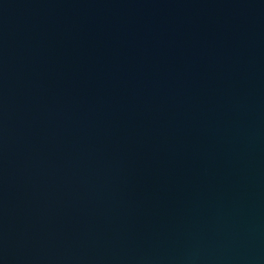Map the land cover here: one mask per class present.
I'll return each mask as SVG.
<instances>
[{
  "label": "water",
  "instance_id": "water-1",
  "mask_svg": "<svg viewBox=\"0 0 264 264\" xmlns=\"http://www.w3.org/2000/svg\"><path fill=\"white\" fill-rule=\"evenodd\" d=\"M0 264H264V0H0Z\"/></svg>",
  "mask_w": 264,
  "mask_h": 264
}]
</instances>
